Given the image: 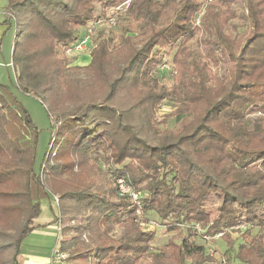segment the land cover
Segmentation results:
<instances>
[{
	"label": "trees",
	"instance_id": "trees-1",
	"mask_svg": "<svg viewBox=\"0 0 264 264\" xmlns=\"http://www.w3.org/2000/svg\"><path fill=\"white\" fill-rule=\"evenodd\" d=\"M127 1L6 0L3 22L13 18L15 25V85L56 124L49 143L56 150L52 163L45 153L34 167L36 127L0 83V264H18L49 193L57 198L55 222L79 221L73 237L61 228L67 264H204L208 254L196 243L195 225L226 241L228 230L244 226L247 240L257 229L237 246L235 259L264 264V0H242L239 35L227 18L232 0L203 9L201 0H129L120 37L102 39L90 63L74 68L84 80L71 77L63 52L77 44L79 29L103 14L97 9ZM197 32L207 55L222 63L212 77L189 46ZM170 57L177 68L173 89L153 75ZM166 100L177 104V129L154 117ZM141 159L145 168L134 163ZM100 162L108 164L103 173ZM74 165L86 169L88 181L78 180ZM118 179L146 193L123 195ZM212 196L220 200L213 220L206 213ZM150 213L175 234L158 252L154 233L138 224ZM95 251L101 255L93 257Z\"/></svg>",
	"mask_w": 264,
	"mask_h": 264
},
{
	"label": "rangeland",
	"instance_id": "rangeland-1",
	"mask_svg": "<svg viewBox=\"0 0 264 264\" xmlns=\"http://www.w3.org/2000/svg\"><path fill=\"white\" fill-rule=\"evenodd\" d=\"M203 2V7L208 3H211L213 0H201ZM234 2V9L227 14V18L231 23L230 28L232 27L233 33L239 35L244 32V27H242L241 20L239 19L242 0H232ZM129 3V0L125 2L123 5L117 8L106 9L104 12L102 10L97 9L95 15H100L95 20L87 23L85 27H82L78 31V38L80 42L84 38H87L86 48L83 51H75L73 48L74 45L69 46L63 52V57L68 62V67L72 69L75 73H69L71 77L77 80H84L86 78V74L83 70H74L77 67H85L90 63L91 53L95 49V47L102 41V39H110L113 42L120 37L121 34V26H124L126 23L127 16H125V9ZM6 0H0V83L7 86L8 91L12 93V95L16 98V100L25 108V110L30 115L33 124L37 130V141L35 148V157H34V167L38 168L44 154L46 153L47 160L49 163H52L53 153H55L54 147L49 145L51 138L54 137V128L56 124H53V120H51L44 107L41 105L39 100L34 98L33 96L24 94L20 92L15 85V73L11 66V52L13 48V37L15 31L14 19L9 18L7 22H3L8 14L6 10ZM201 9V10H202ZM201 16V12L199 14ZM195 25H198L195 23ZM204 35L202 33L197 32L195 37L190 42V48L197 50L201 55L198 56V60L200 62V66L203 70L212 77L213 75L219 74L221 72L222 63L215 62L217 57L212 55H207L208 45L205 43ZM77 42V43H78ZM116 45V44H115ZM115 49V48H114ZM159 65V71L157 74H153L157 77L159 83L166 88L173 89V85H176V76H177V68L173 64L171 57L165 60ZM163 71V72H162ZM161 73H165L162 75ZM163 76V77H160ZM177 104H175L172 100H166L161 102L155 111V119L156 121H165L167 118V128L168 129H177L180 125L179 119L172 116L174 114ZM49 145V146H48ZM48 148V149H47ZM101 154H97V157L100 158ZM96 158L92 157L90 162L93 164ZM102 160V159H101ZM99 163L101 172L103 173L105 170V166L108 165L106 163ZM137 164H141L145 168L144 159L135 162ZM73 172L77 173L78 180L81 181L82 178H86L89 180V177L86 174V169L83 166L78 168L77 165L73 166ZM96 175H91L93 179L99 181L100 179V170H97ZM132 187L128 186L130 191L135 193H140L139 196L144 195L146 191H143L142 187H136L132 185ZM136 195V194H135ZM132 199H136L131 196ZM211 204L207 206L206 213L213 220L216 216L215 207L219 205L220 200L212 196ZM56 197H53L50 193L48 196L43 197L40 200V209L41 213L38 218L39 223H44L53 218L56 214H58V205L55 201ZM212 206V207H211ZM79 221L74 219H65L59 223L62 227H68L71 232L68 233V236L65 238L75 236L73 229L76 228ZM139 227L144 232H152L155 235L154 241L151 243V247L153 251H161L164 250L166 243L174 237V232H167L166 227L159 223L156 215L150 213L145 222L139 221ZM194 229L197 231V239L196 243L199 246L204 248L206 254H208V258L204 264H241L238 260L235 259V251L238 245L245 244L249 238L254 237L258 234V230L254 229L250 237L244 239L243 233L246 231L244 226L239 228H235L232 230H228V237L234 243L233 249L228 253L227 256H223L226 250L229 247V241H226L222 235L217 234L215 236H206L204 234V230L200 228V226L195 225ZM84 239V236L82 237ZM58 247V246H56ZM101 254L98 252L93 253V257H99ZM227 257V258H226ZM228 260V261H227ZM64 262V263H63ZM55 264H67L66 261L56 262ZM69 264V263H68ZM186 264H190L187 262Z\"/></svg>",
	"mask_w": 264,
	"mask_h": 264
},
{
	"label": "crops",
	"instance_id": "crops-1",
	"mask_svg": "<svg viewBox=\"0 0 264 264\" xmlns=\"http://www.w3.org/2000/svg\"><path fill=\"white\" fill-rule=\"evenodd\" d=\"M39 223L22 241L18 256V264H55L52 253L59 247L60 235L57 233L55 218ZM62 263V262H61ZM64 263V262H63Z\"/></svg>",
	"mask_w": 264,
	"mask_h": 264
},
{
	"label": "built area",
	"instance_id": "built-area-1",
	"mask_svg": "<svg viewBox=\"0 0 264 264\" xmlns=\"http://www.w3.org/2000/svg\"><path fill=\"white\" fill-rule=\"evenodd\" d=\"M86 43H87V38H84L83 40L78 42L73 49L77 52L83 51L86 48ZM117 187H118L119 193H121L123 195H129V196L136 198V195L132 191H130L129 187L126 185L124 180L118 179L117 180ZM55 201L57 203L56 199H55ZM56 227H57L56 229H57L58 235L61 236V225L59 223H57ZM66 258H67V255L63 252H60L59 247L54 248L53 253H52V261L53 262H62Z\"/></svg>",
	"mask_w": 264,
	"mask_h": 264
}]
</instances>
